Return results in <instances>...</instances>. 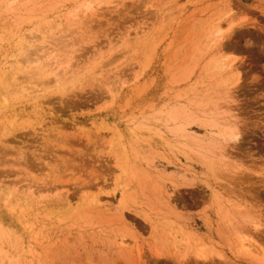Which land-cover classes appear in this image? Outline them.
<instances>
[{"label":"rangeland","instance_id":"obj_1","mask_svg":"<svg viewBox=\"0 0 264 264\" xmlns=\"http://www.w3.org/2000/svg\"><path fill=\"white\" fill-rule=\"evenodd\" d=\"M262 179L264 0H0V264H251Z\"/></svg>","mask_w":264,"mask_h":264},{"label":"bare ground","instance_id":"obj_2","mask_svg":"<svg viewBox=\"0 0 264 264\" xmlns=\"http://www.w3.org/2000/svg\"><path fill=\"white\" fill-rule=\"evenodd\" d=\"M230 29H231V27H230ZM221 33H219L217 36H219ZM236 134L235 135H233V137L230 139V140H236ZM254 165V163L252 162V163H250V165L252 166L251 168H253V165ZM249 165V166H250ZM246 166V165H245ZM255 166V165H254ZM255 168V167H254ZM257 169V168H256ZM242 178V177H241ZM262 178V177H261ZM248 179V178H247ZM263 181H264V179H262ZM240 181V180H239ZM242 181H244V179L242 180ZM246 181V180H245ZM250 181H251V179H250ZM261 181V180H260ZM262 181V182H263ZM242 184V183H241ZM248 189V188H247ZM253 190V189H252ZM248 191V190H247ZM245 192H246V190H245ZM246 194L247 195H249V196H246L247 198L249 197L252 201L254 200V201H258V195L256 196V195H254L252 192L250 193H247L246 192ZM251 194H253V195H251ZM243 200V199H242ZM251 200H249V201H251ZM263 200V197H261V196H259V201H262ZM246 201V202H245ZM244 202L245 203H247L248 201L247 200H244ZM255 203V202H254ZM259 203V202H258ZM261 204V203H260ZM255 205V204H254ZM249 206V205H248ZM252 230H254L255 231V236L256 235H263V232L260 230V228H259V226H257V225H253L252 226ZM258 230H260V231H258ZM257 231V232H256ZM259 237V236H258ZM235 253L238 255V256H241L242 258H244V259H247V261L249 260L250 262L249 263H251V264H264V255L262 256V257H258V256H256V255H254L247 247H245L244 245H240V247L235 251ZM210 254H212V253H210ZM210 254H205V252H203L202 250L200 251H197L196 253H195V255L196 256H198V257H203V258H207V257H209V256H207V255H210Z\"/></svg>","mask_w":264,"mask_h":264}]
</instances>
